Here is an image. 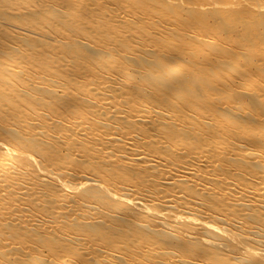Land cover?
<instances>
[{"label":"bare ground","instance_id":"bare-ground-1","mask_svg":"<svg viewBox=\"0 0 264 264\" xmlns=\"http://www.w3.org/2000/svg\"><path fill=\"white\" fill-rule=\"evenodd\" d=\"M263 12L0 0V264H264Z\"/></svg>","mask_w":264,"mask_h":264},{"label":"rangeland","instance_id":"rangeland-1","mask_svg":"<svg viewBox=\"0 0 264 264\" xmlns=\"http://www.w3.org/2000/svg\"><path fill=\"white\" fill-rule=\"evenodd\" d=\"M231 0H224V2L229 3ZM245 21H249L248 23H255V22H259L261 24L264 25V12L262 14H259L257 16H249L247 17V19H245ZM247 23V22H246Z\"/></svg>","mask_w":264,"mask_h":264}]
</instances>
